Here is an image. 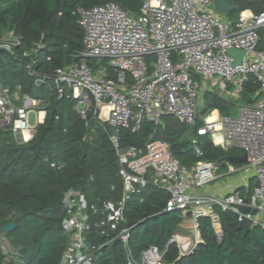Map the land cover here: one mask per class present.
Masks as SVG:
<instances>
[{"label":"built area","instance_id":"built-area-1","mask_svg":"<svg viewBox=\"0 0 264 264\" xmlns=\"http://www.w3.org/2000/svg\"><path fill=\"white\" fill-rule=\"evenodd\" d=\"M75 14L84 33L82 60L58 67L51 75L35 74L33 83L49 86L58 100L72 101L82 119L93 112L113 128L110 141L120 166L123 194L117 204H105L107 215L98 223L105 227L101 231L105 244L120 241L127 264H139L129 245L131 228L123 206L131 194L149 183L167 193L164 212H179L182 222H190L191 241L187 235L181 240L172 236L169 241L177 243L179 256L190 254L201 241L199 218H209L217 236L222 234L216 208L264 229V37L261 40L259 33L264 31V10L256 14L246 9L236 18H227L213 9L211 0H142L136 13L107 1L79 6ZM19 43L13 31L0 39V47L15 56ZM42 46L37 43L21 50L30 74H34L36 53ZM229 48L244 51L239 64L233 66ZM86 59L96 60L97 66L91 67ZM1 73L0 128L10 130L19 142H27L43 122L48 101L24 93L20 84L6 87ZM249 76L259 85L258 96L250 97L252 103H235L236 115H222L204 104L205 92L238 101ZM204 107L208 110L201 115ZM33 110L36 122L30 126L28 114ZM165 115L189 129L195 127L191 147L199 160L192 166L182 164L171 145L153 134L142 145L122 146L120 130L137 133L145 119L157 125ZM24 132L29 136L24 137ZM206 135L214 146L240 149L247 161L236 166L227 158L218 164L203 159L201 138ZM215 180L220 187L202 192ZM64 205L67 215L62 227L69 242L59 264H93L101 246L91 243L87 235L96 210L77 191L66 194ZM243 206L249 211L244 212ZM164 253L149 245L142 251L143 264L162 263Z\"/></svg>","mask_w":264,"mask_h":264},{"label":"trees","instance_id":"trees-1","mask_svg":"<svg viewBox=\"0 0 264 264\" xmlns=\"http://www.w3.org/2000/svg\"><path fill=\"white\" fill-rule=\"evenodd\" d=\"M107 1L135 13L142 3V0H0V35L13 31L20 37L16 56L0 47L3 84L11 89L20 84L24 93L48 101L43 122L36 126L29 141L19 142L10 130L0 128V226L7 222L16 224L12 231L3 233L12 238L15 248L6 258L0 244V264L60 263L69 242L62 220L67 215L64 199L71 191L83 193L96 210L91 211L93 225L87 235L91 243L101 246L93 264H127L123 244L120 241L105 244L106 238L101 233L105 227L98 225L107 215L105 204H117L123 194L120 166L110 141L113 128L93 112L82 119L72 101L58 100L49 86L36 87L33 83L35 74L51 75L58 67L82 60L84 33L76 22L75 9ZM230 2L239 6L238 11L230 13L231 18L246 9L256 14L264 10V0ZM259 33L262 40L264 31ZM37 43L43 46L36 53L34 74H30L26 70L27 57L22 56L21 50L31 49ZM86 62L91 67L97 66L94 59ZM109 73L112 74L110 68ZM258 86L249 76L243 86V102L258 94ZM203 102L222 115L233 104L210 92L203 94ZM200 124L197 121L196 127ZM195 132V127L189 129L175 117L165 115L157 125L145 119L137 133L122 129L120 137L122 146L142 145L153 134L154 138L167 141L173 155L190 167L199 160L191 147ZM201 147L202 158L214 162L223 163L229 155L240 154L233 148L214 146L206 137L201 138ZM167 197L166 192L149 183L126 199L123 215L127 223L138 221L131 228L132 252L155 245L165 251V262L174 263L179 249L169 241L181 228L183 217L179 212L163 211ZM216 210L222 238L217 236L209 218H199L201 241L176 264H264V229L239 221L231 211Z\"/></svg>","mask_w":264,"mask_h":264},{"label":"rangeland","instance_id":"rangeland-1","mask_svg":"<svg viewBox=\"0 0 264 264\" xmlns=\"http://www.w3.org/2000/svg\"><path fill=\"white\" fill-rule=\"evenodd\" d=\"M219 15H223V16H225L227 18H231V14L230 13H220L219 12ZM7 34H8V32L2 33L0 35V39H2ZM151 61H152V57L149 56L148 59H147V62L149 63V66L151 65ZM15 97H18V96L16 95ZM242 99H243L242 95H241L240 98H238V101H235V99H231L232 102H233L232 107L226 113L230 114V115H236L238 113V106L235 105V103L236 104H242V102H243ZM204 101L206 102V100H204ZM102 114H103V112H102ZM35 119H36V113H35V110H33V111L29 112V114H28V122H29L30 126H32L36 122ZM34 133H33V135H34ZM205 137H206V139H210L211 138L210 135H206ZM231 148H233L236 152H240V153L242 152L240 149H238L236 147H231ZM216 163L218 164L217 161H216ZM241 164L242 163H235L236 166H239ZM220 166H222V168H223V165H220ZM218 182L219 181L215 180L212 183H210L207 187L209 188L211 186H215V185H217ZM207 187H205V189H208ZM180 227L181 228L178 229L177 231H175V233L172 236L173 237H177V238H179L181 240L184 236L187 235L188 239L191 241L194 238L193 237L194 235H193V232H192V229H191V226H190V222L185 220ZM182 231H184V234L182 233ZM174 243L178 247L177 243L176 242H174ZM0 244H1V247H2L3 253L6 255V258L10 257L11 253L14 251L13 249L15 248V244H14V241L12 240V238L6 237V236H4L3 233H0ZM133 255H134L136 261L139 264H143L142 250H140V249L133 250ZM164 259H165V257H164ZM164 259L162 261V264H171V263L165 262Z\"/></svg>","mask_w":264,"mask_h":264},{"label":"water","instance_id":"water-1","mask_svg":"<svg viewBox=\"0 0 264 264\" xmlns=\"http://www.w3.org/2000/svg\"><path fill=\"white\" fill-rule=\"evenodd\" d=\"M212 2V7L215 11L220 12V13H232L233 11H238L239 10V6L237 4H232L230 2V0H211ZM227 53L234 58V62H233V66L237 65L241 62V58L244 55V51L240 50V49H236V48H229L227 50ZM249 103H252V100L249 101ZM208 108L204 107L201 111L200 114L204 115L207 112ZM18 139V138H17ZM19 141H21L20 139H18ZM227 159L233 163H244L247 161V155L246 153H242L239 155H229L227 157ZM241 209L244 212L249 211V207L248 206H243L241 207ZM253 213L256 212L255 209L252 210ZM191 213L188 211L186 213L187 217H190ZM138 224V221H130L127 223V227L129 228H133L135 225ZM16 224L14 222H7L4 223L0 226V231L2 233H8L10 231H12L15 228ZM222 238V234L219 236V239ZM187 254H181L177 260L175 261V263L181 258L186 256Z\"/></svg>","mask_w":264,"mask_h":264},{"label":"crops","instance_id":"crops-1","mask_svg":"<svg viewBox=\"0 0 264 264\" xmlns=\"http://www.w3.org/2000/svg\"><path fill=\"white\" fill-rule=\"evenodd\" d=\"M34 124H35V123H34ZM34 124H33V125H34ZM217 181H218V180H217ZM217 186L220 187L219 182H218L217 185H215V186H211V187H209V188L207 187L208 189H203L204 191H202V192H205V191H207V190H209V189L214 190L215 187H217ZM182 223H183V222H182ZM181 225H182V224H181ZM181 225H180V226H181ZM182 233L184 234V231H182Z\"/></svg>","mask_w":264,"mask_h":264},{"label":"bare ground","instance_id":"bare-ground-1","mask_svg":"<svg viewBox=\"0 0 264 264\" xmlns=\"http://www.w3.org/2000/svg\"><path fill=\"white\" fill-rule=\"evenodd\" d=\"M215 113L213 114V117H215ZM212 118V117H211ZM29 135H28V133L27 132H24V137H28ZM161 263V262H160Z\"/></svg>","mask_w":264,"mask_h":264}]
</instances>
